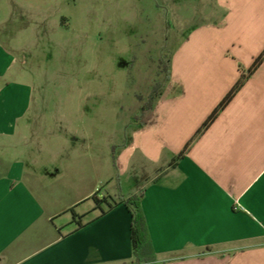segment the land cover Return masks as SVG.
Masks as SVG:
<instances>
[{"label": "crops", "instance_id": "crops-1", "mask_svg": "<svg viewBox=\"0 0 264 264\" xmlns=\"http://www.w3.org/2000/svg\"><path fill=\"white\" fill-rule=\"evenodd\" d=\"M155 6L182 41L145 126L138 90L119 111L52 104L0 32V264H135L118 199L137 194L152 264H264V58L195 136L264 52V0Z\"/></svg>", "mask_w": 264, "mask_h": 264}, {"label": "rangeland", "instance_id": "rangeland-1", "mask_svg": "<svg viewBox=\"0 0 264 264\" xmlns=\"http://www.w3.org/2000/svg\"><path fill=\"white\" fill-rule=\"evenodd\" d=\"M159 2L0 0V32L15 41L27 60L23 73L30 83L58 96L52 104L77 92L83 105L98 106L103 100L119 111L133 92L146 96L150 83H161L159 62L167 65L182 41L169 31L159 32L160 17H166L155 6ZM188 15L183 19L192 12ZM137 79L145 82L137 85ZM99 92L108 93L107 100L94 96Z\"/></svg>", "mask_w": 264, "mask_h": 264}, {"label": "trees", "instance_id": "trees-1", "mask_svg": "<svg viewBox=\"0 0 264 264\" xmlns=\"http://www.w3.org/2000/svg\"><path fill=\"white\" fill-rule=\"evenodd\" d=\"M264 58V52L257 57L251 67L246 71L240 68L241 77L237 84L229 91V93L223 98L217 108L211 113V115L207 118V120L202 124V126L197 131L196 135L200 134L204 131L217 117L218 113L223 110V108L230 102L235 92L242 86L243 82L252 74V72L260 65ZM160 69L164 76V81H167L169 74V62L167 65L159 62ZM163 80L161 83H154L150 89L149 94L143 101L139 111L133 117V123L139 126H145L149 123L153 114V106L156 99L161 95ZM194 139V138H193ZM189 141L187 145L184 147L183 151L178 155V158L182 156V154L189 148L192 141ZM141 198L142 194L132 195L128 198L120 197L119 203L123 204L131 214V227H130V238L133 250V258L135 264H152L154 262V257L151 255V245L147 234V226L145 223V219L141 210ZM96 203H104L107 208L111 207V204L106 201V199H102L101 201L96 200Z\"/></svg>", "mask_w": 264, "mask_h": 264}]
</instances>
